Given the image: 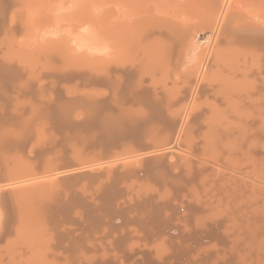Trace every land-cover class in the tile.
Returning <instances> with one entry per match:
<instances>
[{"label": "bare ground", "instance_id": "obj_1", "mask_svg": "<svg viewBox=\"0 0 264 264\" xmlns=\"http://www.w3.org/2000/svg\"><path fill=\"white\" fill-rule=\"evenodd\" d=\"M77 1L79 8L85 0ZM86 1L88 10L79 9L96 16L92 32L65 11L63 0L48 2L57 10L51 18L60 15L57 24L31 18L36 27L29 29L40 27L30 41L39 42L41 75L28 64L38 58L31 44L23 52L21 44L0 42V145L47 149L68 132L78 134L71 138L86 151L100 146L104 164L111 161L97 164L94 157V165L91 157V165L76 168L84 158L78 165L55 154L56 161H37L33 149L27 161L20 155L0 160V244L20 233L30 240L33 248L23 250L31 257L17 264H264V141L258 138L264 130V0H96L98 9L95 0ZM1 2L0 39H17L21 30L23 37L29 29L18 14L14 22L12 9L8 21ZM68 6L74 13L72 2ZM66 16L76 22L65 24L60 17ZM45 22L56 25L49 29L54 34L44 33ZM32 75L35 81H85L83 96L72 103L37 98L21 108L8 95ZM177 139L187 146L192 140V153L212 164L172 152ZM119 157L132 160L120 166ZM122 179L137 189L138 182L151 181L166 193L157 187L145 193L144 186L139 193L128 180L131 193Z\"/></svg>", "mask_w": 264, "mask_h": 264}, {"label": "rangeland", "instance_id": "obj_2", "mask_svg": "<svg viewBox=\"0 0 264 264\" xmlns=\"http://www.w3.org/2000/svg\"><path fill=\"white\" fill-rule=\"evenodd\" d=\"M0 1H2L1 3L2 4H4L5 6H2L3 8L5 7V9H3V13H8V14H6V16L7 15H9V13L11 12V9H12V12L14 11V13H12L13 14V16L11 15V13H10V15L9 16H7V17H9L8 18V21H11V20H15V18L14 17H16V15H14V14H18V18L16 19L17 21H18V23H22V26H24V29L26 28V29H29V27L30 26H35L36 25V22L33 20V19H31V18H35V20L36 21H38L39 22V20H42V21H40L41 22V24L42 25H44V20H43V17L45 16L46 17V19H48V17H49V19L51 20L52 19V22H54V23H56L57 24V22L55 21V20H53V18H51V16L53 17H55L56 16V12H54L55 10H56V8H55V6L53 5V7H54V9H53V7H52V3L50 4V3H48L49 2V0H39L38 2H37V0H27V2L25 1V0H23V1H21V0H16L19 4H21L20 6L18 5V3L16 2V1H12V0H0ZM10 1V2H9ZM44 1V2H43ZM54 0H52V2H53ZM62 1V0H61ZM73 1H75V3L73 2ZM86 1V0H85ZM83 2V3H87V1L86 2ZM88 1H90V0H88ZM94 1V0H93ZM92 1V2H93ZM27 3L28 4V6H26V4L25 5H23V3ZM50 2H51V0H50ZM56 2H57V4H62V3H58V2H60V0L59 1H56L55 0V2H53L54 4H56ZM71 3L72 2V4H73V11H74V13L73 12H71L70 10H69V7L70 6H72V5H70V6H68L69 5V3ZM70 2V0H68V1H66V2H64V0H63V3L65 4V11L67 12V11H69L68 12V14L69 15H76L75 16V20L76 21H79L78 23H85V24H83V25H87L88 26V31H90V32H92V31H95V30H90L89 29V26L90 25H93L92 27H91V29L92 28H96V25H95V18L94 17H96V16H94V14H92V16H89L90 18H88V14H91V12L90 11H92L93 13H94V9H93V7L92 6H96L97 5V8L96 7H94V8H96V9H98V4L96 3L97 1L95 0L94 2H93V4H92V6H91V2H90V6H91V8H90V6H88L89 7V11L88 12H90V13H88V14H86V12L84 11V12H82V10H84L85 8L83 7V3L81 2V4L79 3L78 4V6L80 5V7L79 8H81L82 7V10H80L78 7H77V0H72ZM68 3V4H67ZM37 4H39V5H37ZM56 4V5H57ZM87 4H89V2L87 3ZM1 5V4H0ZM33 5H35V8H34V6ZM36 5H37V7H36ZM8 6V7H7ZM85 7H86V5H84ZM1 7V6H0ZM87 7V8H88ZM6 8H8V9H10V11L9 10H7ZM45 8H46V11H49L50 9V11L52 12V13H50V14H46L47 12L45 11ZM71 8V9H72ZM1 9V11H2V8H0ZM39 9H42V13H41V15H43V13H44V15L41 17L40 16V13L37 11V10H39ZM63 9V10H64ZM93 9V10H92ZM6 10H7V12H6ZM85 10H88V9H85ZM30 11V12H32L33 13V15L32 14H30L29 13V16H28V12ZM34 11H37L36 13H34ZM57 11V10H56ZM59 11V10H58ZM63 11L61 10V13H62ZM97 13H98V10L96 11ZM39 14L38 16H36V14ZM49 13V12H48ZM56 13V14H55ZM80 13V14H79ZM82 13V14H81ZM96 13V14H97ZM53 14V15H52ZM79 14V15H78ZM49 15V16H48ZM67 15V14H66ZM13 17V19H12V17ZM59 14H58V19H59ZM74 16H71L70 18L71 19H73V17ZM11 17V18H10ZM67 17L68 16H66V18L65 17H60L61 19H62V21H65V24H66V22L68 21V23L67 24H71L72 22H73V20H71L69 17H68V19H70V20H68L67 19ZM28 18V19H27ZM37 18H39V20H37ZM42 18V19H41ZM84 18V19H83ZM87 18L89 19V20H91V19H93V21L92 22H88L89 20H87ZM57 19V20H58ZM60 19V20H61ZM16 20L14 21V22H16ZM30 20V21H29ZM31 20H33V22L31 23ZM74 20V21H75ZM82 22H81V21ZM95 20V21H94ZM7 21V22H8ZM47 21V20H46ZM61 21V22H62ZM72 21V22H71ZM75 21V22H76ZM11 22H13V21H11ZM31 23V25H30V23ZM48 22H50V21H48ZM75 22H73V23H75ZM86 22H88L87 24H86ZM27 23V24H26ZM46 23V22H45ZM58 23H60V22H58ZM25 24L27 25V26H25ZM39 24V23H38ZM51 24V23H50ZM49 23H46L45 24V29H44V31L46 30V29H50V27H51V25H50ZM61 24V23H60ZM69 24V25H70ZM89 24V25H88ZM9 25H12V27H13V24H9ZM79 25H81V27H82V24H79ZM18 25H16V28L18 29V28H20L21 26H19V27H17ZM37 26H39V25H37ZM41 26V25H40ZM53 26H56V25H53ZM52 26V27H53ZM64 26V25H63ZM61 27V28H65V27ZM66 27L68 26V25H65ZM76 26V25H75ZM75 26L74 27H72L71 26V28H75ZM36 27V26H35ZM51 27V28H52ZM85 27V26H84ZM14 28V27H13ZM15 28V31L17 30ZM37 28H39L40 29V27H37ZM37 28H36V30L34 31L33 29V27L32 28H30L28 31H26L25 32V34L23 35V37L20 35V33L21 32H23V30H21V32L19 33V32H15L14 34H16L17 36H18V38L16 39L15 37L16 36H14V39H12V41H11V37H2V39H4V40H2V39H0V42H2V41H4L5 42V44L4 45H6V46H8V45H11V42H12V44L14 43V44H21V47H23V52L25 51V50H29L28 49V47H26L27 46V43L28 44H31L30 45V52L32 51V53L36 56V57H40V55H39V53L37 52L36 53V48H37V46H36V43L35 42H37V44L39 43L37 40L36 41H30V40H32V38L34 39V38H36L37 37V32L36 31H38L37 30ZM58 28V27H57ZM60 28V27H59ZM21 29V28H20ZM20 29H19V31H20ZM43 29V28H42ZM54 29H56V28H54ZM66 29V28H65ZM79 30L78 28H75L74 30ZM83 29H85V28H81V30H83ZM47 30V31H48ZM60 29H58L57 30V32L59 31ZM73 30V29H72ZM71 30V31H72ZM76 30V31H77ZM81 30H79V33H81ZM12 31V30H11ZM18 31V30H17ZM33 31V32H32ZM43 30H42V32H44ZM51 30H49L48 32H44V33H48V34H50V33H53L54 34V31L52 30V32H50ZM62 31V33H63V31L64 30H61ZM70 31V30H69ZM40 32V31H39ZM42 32H40L39 34H40V37L41 38H43V37H45V36H48V34H43ZM65 32H67V31H65ZM10 33H13V32H10ZM9 33V34H10ZM42 33V34H41ZM55 33H56V30H55ZM69 33V32H68ZM78 33V34H79ZM53 34H51L50 36H52ZM58 34H60V32H58ZM67 34V33H66ZM75 34V33H74ZM73 33H72V35H74ZM77 33L75 34V36L76 35H78ZM13 35V34H12ZM57 34H55V36H56ZM63 35V34H62ZM34 36V37H33ZM39 36V35H38ZM19 37H21V39L20 40H22V41H24V42H22V43H19L20 41H18L19 40ZM13 38V37H12ZM38 39V38H37ZM40 39V38H39ZM38 39V40H39ZM13 40H15V42H13ZM4 42H2V44L4 43ZM17 42V43H16ZM26 42V43H25ZM41 42V41H40ZM8 44V45H7ZM13 44V45H14ZM1 45V44H0ZM13 45L12 46H9V47H13ZM33 45V46H32ZM2 46V45H1ZM20 46V45H19ZM29 46V45H28ZM3 47V46H2ZM5 47V46H4ZM16 46H14V48H15ZM26 47V48H25ZM1 49V48H0ZM7 49V48H6ZM6 49L4 50L5 52H8V51H6ZM12 49V48H11ZM7 50H9V49H7ZM14 50V49H13ZM2 51V50H1ZM15 51V50H14ZM21 53H22V51H21V49L19 50ZM33 51H35V52H33ZM13 51L11 50V52H8L9 53V55H11L12 56V53ZM16 52H17V50L15 51V56L13 55V57H16L17 55H16ZM4 55H5V53L4 52H2ZM1 53V56L3 55ZM8 53H7V55H8ZM12 53V54H11ZM4 55L2 56V58H4ZM10 56V57H11ZM26 56V55H25ZM28 56V55H27ZM7 57V56H6ZM13 57H11V58H13ZM31 58L30 57V61L31 62H28V64H29V67H31V65H34V66H32L33 67V70L37 73V74H40L41 75V70H40V72H38L39 70H37V67L38 66H40L41 67V65L39 64V61H40V59L42 60V58ZM42 57V56H41ZM11 58H9V56H8V60L9 59H11ZM19 58V57H18ZM26 58V57H25ZM25 58H23V59H25ZM29 58V57H28ZM13 60V59H12ZM21 60V59H20ZM36 60H38V62H35ZM44 60V59H43ZM23 61V60H22ZM34 61V62H33ZM12 62V61H11ZM16 62V61H15ZM34 64H33V63ZM42 62V61H41ZM43 62H45V60L43 61ZM14 63V62H13ZM18 63H19V61H18ZM25 63V62H24ZM24 63H23V65H24ZM37 63H38V65H37ZM20 64V63H19ZM26 64V63H25ZM45 64V63H44ZM14 65H16V64H14ZM43 65V64H42ZM28 66V65H27ZM22 67V66H21ZM24 67V66H23ZM29 67L27 68L28 70H30L29 69ZM39 68V67H38ZM40 69V68H39ZM45 70H43V72H44ZM48 72V71H47ZM44 73H46V71L44 72ZM36 75V74H35ZM32 77H33V75L31 76V78H30V80H29V78H25L23 81H21V84H20V88H16V87H14L13 85H12V91L11 92H9V95H8V97H10L11 99L12 98H16V99H18L19 100V103H20V107L22 108V106H26L27 107V104H29L30 105V102H28V100L30 101H32V102H35V100H37V98H42V99H44L43 97H49V98H55V99H59L60 101H62V102H65V103H72V101H75V102H77V100H78V98L79 97H81V96H83V94L82 95H80V93H83V91L85 90V88H84V90L81 92V90H82V88L83 87H85V85H86V83H85V81L83 82V80L81 81V82H83V83H85V85L82 83V84H80V80L79 79H72V78H67L68 79V81H64V80H62L61 81V79L60 78H62V77H60V78H57V79H59L60 80V83H58V81H57V83H56V81L54 80L55 78H52V77H49L50 79L48 80V77L46 78V76H45V81H43L42 80V77H40L41 78V80H38L39 78V76H36V78H37V81H35L34 80V78L32 79ZM44 79V78H43ZM63 79V78H62ZM65 79V78H64ZM33 80V81H32ZM66 80V79H65ZM35 81V82H34ZM40 82V84H41V86L40 85H37L36 83H39ZM26 84V85H25ZM88 84V83H87ZM23 85V86H22ZM80 85H83V87L82 86H80ZM28 86V87H27ZM94 86V85H93ZM25 87H26V90H27V92H26V90H25ZM92 87V86H91ZM95 87V86H94ZM93 87V88H94ZM92 89V88H91ZM86 90L88 91L89 90V92L91 91L90 90V86L89 85H87L86 86ZM94 90V89H93ZM96 90V89H95ZM80 92V93H79ZM88 92V93H89ZM92 92V91H91ZM90 92V93H91ZM85 93V92H84ZM87 93V92H86ZM2 98V97H1ZM48 99V98H47ZM2 100V99H1ZM25 102H24V101ZM22 101V102H21ZM37 101H39V100H37ZM24 102V103H23ZM26 103V104H25ZM24 104V105H23ZM32 104H34V103H32ZM36 104V103H35ZM14 105V104H13ZM13 108V107H12ZM202 133V132H201ZM195 134V136H193V137H195L198 141H199V138L200 137H202V134ZM263 133V134H262ZM262 133H259L260 134V136H258V138L260 139V137H262V139H261V141H262V143L261 144H263V141H264V130H262ZM70 136H68V135ZM71 134V135H70ZM68 133V132H65V134H63V135H59L60 137H58L57 138V136L53 139V141H56V142H53L52 141V143H50L51 145L48 147L47 146V149L48 148H50V149H52V150H47L46 149V147L45 148H40L41 149V151H40V149H37L38 151H39V153H38V151L36 150V149H34V147H33V145H31V144H28L27 146H25V149H24V146H21V144H19V143H17L16 145H14V146H10V145H8V144H6V145H0V151H1V156H0V160H4L3 158H8V159H6V160H15V158H16V156H17V158L16 159H21L22 161H27L28 160V158H29V156H31L32 155V153H33V151H32V149L33 150H36L35 152L37 153L36 155H38V156H36L35 157V159L37 160V161H46V156H48L47 157V160H49L48 158H50V159H52V160H54V161H64L65 163H69L70 165H73V163H74V165H78V163L80 162V160L81 159H83L84 158V160H85V162L87 163H85V162H83L84 160H81L82 162H80L79 164L81 165H79V166H75L76 168H80V167H82V164H83V167H85L84 166V164L85 165H91L93 162V160H94V165H96V163H95V161H96V159L97 158H94V157H98V161L100 162H98V161H96L97 162V164H104V158L103 157H106V155L105 154H102V149H100V151L101 152H99V148H100V146H94V148L92 147V149L91 148H89V149H87V151L85 150V147L83 146V145H81V142H79V141H76V140H73V138L76 136V135H78V134H73V133ZM201 135V136H200ZM64 136V138H62ZM68 136V137H67ZM71 136L73 137V138H71ZM200 136V137H199ZM77 137V136H76ZM60 138H62V139H60ZM66 138V139H65ZM69 138V139H68ZM203 138V137H202ZM59 139H60V141H59ZM71 139V140H70ZM75 139V138H74ZM70 140V141H69ZM193 141H194V138L192 139ZM192 140H191V142H192ZM76 141V142H75ZM78 142V143H77ZM178 142V143H177ZM189 142L190 144H189V146H187V144H185V143H180L179 142V139H177L176 140V142H175V148H174V150L172 151V152H177L176 154H179L178 153V151L180 152V155L183 153V155L185 156V157H189V159H191V160H193V161H196V160H194L193 158H191V157H194L195 159H197V161H198V159L199 160H206V162H208V163H211V161L209 162L208 161V158H202V156L201 157H199L198 155H199V153H197V155L196 154H194V153H196L197 152V147H196V144L194 143V142ZM180 143V144H179ZM186 143H188V142H186ZM196 143H197V146H198V148L199 149H202L203 148V143H202V141H201V144H199L200 143V141L199 142H197L196 141ZM53 144H54V146H53ZM57 144V145H56ZM77 144V145H76ZM81 146V149H82V151H83V153H82V151L80 150V146ZM75 145V146H74ZM179 145V146H178ZM183 145L185 146L184 148H186V146L187 147H189V148H187V149H180V147L182 146L183 147ZM192 145H194L196 148H194ZM3 146H5L7 149H8V147L10 148V149H8V150H5L6 148L5 147H3ZM63 146H64V148H63ZM190 146H191V148H190ZM17 147H18V149H17ZM20 147V148H19ZM53 147H54V149H53ZM57 147H59V148H61L62 147V149L60 150V151H58L57 153H56V151L58 150V149H56ZM69 147V148H68ZM83 147V148H82ZM262 147V146H261ZM65 148H67V149H65ZM178 150H177V149ZM24 149V150H23ZM27 149H30V150H27ZM68 150V154H65V153H62V151H65V150ZM84 149V150H83ZM175 149H176V151H175ZM263 149H264V146H263ZM13 150V151H12ZM185 150H190L191 151V153H192V151H194V153H188V151H187V153H186V151ZM6 151V152H5ZM19 151H20V153H21V151H22V153L20 154L19 153ZM31 151V152H30ZM46 151V152H45ZM50 151L52 152V154L50 153ZM73 151H74V153L76 154V153H78V154H74L73 153ZM88 151H90V152H88ZM91 151H96L97 153H98V155H100V156H95V155H97L96 153L94 154V152H92V154H91ZM182 151V152H181ZM203 151V150H202ZM11 152V153H10ZM13 152V153H12ZM17 152V153H16ZM28 152V153H27ZM60 152H61V154H65L66 156L64 157L63 155H61V157H60V155L58 156V154H60ZM72 152V153H71ZM87 152H88V154L90 153V155H88L87 154ZM121 155L124 153L125 154V152H121V151H118ZM117 152V153H118ZM200 152V151H199ZM4 153V154H3ZM5 153H7V154H9V155H6ZM41 153V154H40ZM49 155H48V154ZM99 153H101V154H99ZM200 153H202V152H200ZM203 153H204V151H203ZM24 155V157L26 156V155H29L28 156V158H27V156L25 157V158H27L26 160H24L25 158L23 157V159H22V156L21 155ZM26 154V155H25ZM54 154H55V156H54ZM83 154V155H82ZM85 154H87V155H85ZM205 154V153H204ZM14 155V156H13ZM20 155V156H19ZM45 155V156H44ZM52 155V157H50ZM79 155H82V156H80L79 157ZM85 155V156H84ZM93 155V156H92ZM102 155H105V156H102ZM187 155V156H186ZM188 155H190V156H188ZM193 155V156H192ZM201 155V154H200ZM8 156V157H7ZM11 156H13V158L14 159H11L10 157ZM18 156H19V158H18ZM77 158L76 160H75V158ZM107 156H108V154H107ZM198 156V157H197ZM42 157H43V159H42ZM54 157H55V159H54ZM68 157H70V158H68ZM82 157V158H81ZM86 157V158H85ZM89 157V160L87 159ZM92 157V158H91ZM121 157V156H120ZM120 157H119V159H117V158H115V159H117L118 160V162L116 161L115 162V164H120V166H121V162H122V164H123V162L124 163H126L125 161H131L132 159H129V158H131V157H129V156H126V157H129L127 160H125L124 158L121 160L120 159ZM123 157H124V155H123ZM264 157V155L262 154L259 158H263ZM2 158V159H1ZM93 159L92 161H91V159ZM102 158V159H101ZM122 158V157H121ZM34 159V160H35ZM41 159V160H40ZM63 159V160H62ZM69 161H68V160ZM35 160V161H36ZM73 160H75V161H73ZM102 162H101V161ZM121 160V161H120ZM262 160V159H261ZM89 161H91V163L89 162ZM105 161H107V162H105V164L104 165H106V163H109L111 160H108V159H105ZM115 161V160H114ZM120 161V162H119ZM71 162V163H70ZM73 162V163H72ZM90 163V164H89ZM118 164V165H119ZM212 164V163H211ZM108 165H110V164H107V167H108ZM123 181H125L126 182V184L128 185V186H126V185H124V188H126L127 189V187H128V189H130L134 184H135V186H133V187H139L138 185H136V183H134L133 185L130 183L132 180H129V179H127V180H125V179H122ZM128 180H129V183L131 184L130 185V188H129V183H127L128 182ZM138 182V181H137ZM122 183H124V182H122ZM140 183H141V185H142V187L144 186L145 188H143L144 190H145V193H152V192H150V191H152L153 189H155L156 187L157 188H160L158 185H156L155 183H153V182H151V181H146V180H142V181H140V182H138L137 184H139L140 185ZM151 183V184H150ZM144 184H146V185H144ZM150 184V185H149ZM155 184V185H154ZM122 186V185H121ZM123 187V186H122ZM141 187V186H140ZM142 187L141 188H139V189H137V188H131V189H137V192H139L140 191V189H142ZM149 187H151V188H153L152 190H150V188ZM155 189V190H157V191H155V192H160L161 194H163V192L164 191H166L165 189H163V188H160V190L159 189ZM127 189V190H128ZM130 189V190H131ZM162 189H163V191H162ZM130 190H128L129 192H131L132 193V191H130ZM139 190V191H138ZM134 191V190H133ZM136 191H134L133 193H135ZM136 192V193H137ZM142 192H143V190H142ZM140 193V192H139ZM144 193V192H143ZM164 193H166V192H164ZM14 234V233H13ZM12 234V235H13ZM16 234H18V232H16ZM20 235H21V237H20ZM20 235H18L17 237H15V234H14V237L15 238H11V236L10 237H8L7 238V240L9 241L8 243H7V240H5L2 244H0V252H1V250L2 251H5L6 252V254H4L3 253V255H2V253H0V255H2L1 257L2 258H4V261L5 262H7L6 264H15L16 263V260H18L19 258L21 259V258H23V259H26V258H30L31 257V252H24L25 250H23V249H25V247H27V248H30V249H32L33 247H32V244H31V242H29L30 240L26 237V236H24L23 234H21L20 233ZM19 237V238H18ZM14 239V240H13ZM22 240V241H21ZM10 241H11V244H10ZM13 241V242H12ZM24 241V242H23ZM18 242H21V243H24L25 244V246H23V244L21 245L20 243H18ZM26 242V243H25ZM29 242V243H28ZM5 244V245H4ZM7 244V245H6ZM3 245V246H2ZM10 245V246H9ZM13 245V246H12ZM5 246V247H4ZM6 246L8 247V248H6ZM16 246V247H15ZM19 246V247H18ZM2 248V249H1ZM4 248V249H3ZM21 248V249H20ZM20 249V250H19ZM17 250H19L20 252H18ZM21 250H23L22 252H21ZM29 251V250H28ZM16 253V254H15ZM15 254V255H14ZM21 254H29L28 256H20ZM12 256V257H11ZM17 258V259H16ZM9 261V262H8ZM72 262V263H71ZM71 262H69V263H71V264H81L80 262H77V261H71ZM62 263H65V262H62ZM67 263V262H66ZM65 263V264H66ZM17 264V263H16Z\"/></svg>", "mask_w": 264, "mask_h": 264}]
</instances>
